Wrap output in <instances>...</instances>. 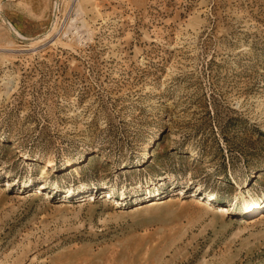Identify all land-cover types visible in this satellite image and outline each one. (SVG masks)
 <instances>
[{
  "label": "rangeland",
  "instance_id": "1",
  "mask_svg": "<svg viewBox=\"0 0 264 264\" xmlns=\"http://www.w3.org/2000/svg\"><path fill=\"white\" fill-rule=\"evenodd\" d=\"M0 14V264H264V0Z\"/></svg>",
  "mask_w": 264,
  "mask_h": 264
},
{
  "label": "bare ground",
  "instance_id": "2",
  "mask_svg": "<svg viewBox=\"0 0 264 264\" xmlns=\"http://www.w3.org/2000/svg\"><path fill=\"white\" fill-rule=\"evenodd\" d=\"M1 15V14H0ZM2 16V15H1ZM5 20V22H6V24L9 26V28L11 29V31L13 32V34H15L18 38H20V39H22V40H28V39H26V38H22V37H20L15 31H14V29L12 28V24H10V22L7 20V19H4ZM47 36V35H46ZM37 40H40V38L39 39H34V40H32V43L33 42H36ZM255 208V207H254ZM254 208H252L253 210H254Z\"/></svg>",
  "mask_w": 264,
  "mask_h": 264
}]
</instances>
